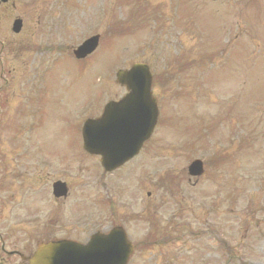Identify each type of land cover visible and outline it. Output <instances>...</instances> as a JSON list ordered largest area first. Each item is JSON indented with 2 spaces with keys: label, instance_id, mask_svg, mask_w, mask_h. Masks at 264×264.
I'll list each match as a JSON object with an SVG mask.
<instances>
[{
  "label": "rangeland",
  "instance_id": "1",
  "mask_svg": "<svg viewBox=\"0 0 264 264\" xmlns=\"http://www.w3.org/2000/svg\"><path fill=\"white\" fill-rule=\"evenodd\" d=\"M18 2L43 10L56 29L38 38L46 55L36 58L47 73L38 83L40 98L23 110L42 120L40 131L16 140L35 145L51 123L46 144L55 172L61 167L55 150L65 153L62 165L69 170L70 225L88 238L134 213L123 228L141 247L129 264H264V0ZM94 35L96 51L76 62L72 51ZM134 63L151 71L161 107L157 124L139 156L97 185L100 168L92 160L98 158H78L76 134L101 102L124 95L114 75ZM49 98L67 112L65 138L57 131L61 110L52 114ZM10 114L14 119V109ZM29 154L40 166L45 153ZM195 159L204 169L196 183L187 176ZM146 192L147 219L141 214Z\"/></svg>",
  "mask_w": 264,
  "mask_h": 264
},
{
  "label": "flooded vegetation",
  "instance_id": "2",
  "mask_svg": "<svg viewBox=\"0 0 264 264\" xmlns=\"http://www.w3.org/2000/svg\"><path fill=\"white\" fill-rule=\"evenodd\" d=\"M18 1L0 0V264H29V261L40 247L53 246L54 243L59 242L74 244L72 248L67 249V252L76 258L86 252L85 245L90 243L89 237L91 235L85 238L82 229L76 227V224L70 225L69 170L68 167L62 165L63 161H65L63 159L65 153H57L55 150L54 154L61 158L59 160L61 167L58 172H55L53 152L49 150L52 148L46 144L49 143L47 136L51 129V123L48 122L45 132L39 133L42 134L43 139H39V142L35 145H23L16 140L19 135H23L24 137L35 133L36 130L37 132L40 131L42 120L34 122L30 116L27 117L23 113V110H27V105L31 106L28 101L40 98L37 96L38 83L42 82L40 80L47 73L43 68L45 64L42 58H36L37 55L41 57L43 54L46 55V48L38 46V38L43 41L49 35L51 29H56L55 25L48 24L49 21L46 20L49 15H42L43 10L39 13L36 6H34V10H31L28 5L19 3ZM33 4H36V2L33 1ZM58 27L60 28L59 25ZM61 34H63V31H61ZM34 37L36 38L35 41H33ZM31 45L34 47V50L30 48ZM44 45L48 46L47 44ZM48 47L52 52V47ZM30 54L34 55L32 60H28ZM36 59L39 61H36ZM7 98L9 106L5 107ZM121 99H105L101 102L94 118L101 116L108 103L119 102ZM49 101V106L45 103L44 105L52 111V114L53 110L57 112L61 110L62 127L57 129V131L61 135V138H65L67 112L61 102L55 101L54 98H49ZM20 102H22V108L17 112L16 104ZM54 102L57 103L56 107L54 106ZM156 104L159 108L157 100ZM13 109L15 112L14 119L10 114ZM36 112L37 114H42L43 112L38 105ZM19 116H22V119L19 121L15 120ZM76 135L77 143H74V147L82 157L78 156V158L81 160H85V158L93 159L87 156L82 149L80 132L79 136L78 134ZM7 140L9 143L6 142ZM62 143H56L57 147H63ZM79 146L81 147V151ZM144 146L145 144L142 146L140 152L143 151ZM31 150L45 153L44 155L41 154L44 156V160L41 161L40 166L35 165V161L38 159L33 158V155L29 154ZM30 158L32 159V163L28 167H21L24 160L27 159L29 161ZM92 161L95 163V166H100L99 158L96 160L97 162ZM114 173H105L103 170L101 172L100 168L96 177L97 185L100 183L102 176H111ZM56 183L66 185L65 196L55 197L54 184ZM57 193H59L58 190ZM34 196L42 199V201L40 203L36 202L35 206L32 204L29 207L23 206V200ZM149 196L150 193L146 192L145 198L147 199L142 206L141 214L144 215L145 219L149 217L151 210L149 207ZM130 200L134 201L133 194ZM133 214L117 216L116 219L119 222L103 231L96 230L94 232L105 234L111 228L123 227L128 222V218H134ZM71 232H75L74 235L70 234ZM126 236L128 242L133 247V252L129 259L130 263L141 246H139L140 242H135L127 233ZM52 253L54 251H50L49 255L52 256Z\"/></svg>",
  "mask_w": 264,
  "mask_h": 264
},
{
  "label": "water",
  "instance_id": "3",
  "mask_svg": "<svg viewBox=\"0 0 264 264\" xmlns=\"http://www.w3.org/2000/svg\"><path fill=\"white\" fill-rule=\"evenodd\" d=\"M98 36L84 41L74 52L76 59L91 54L98 45ZM116 83L124 87L127 94L118 103L106 106L101 118L88 120L82 128L83 149L101 157L100 163L105 171L114 170L139 153L143 143L149 139L157 120V108L151 94L152 77L144 64H134L128 70H119ZM201 163L193 162L188 168L190 176H200ZM86 252L74 257L62 251V245H54V256L48 258L51 246L41 248L30 264H126L130 246L126 243L120 229L108 235L95 234Z\"/></svg>",
  "mask_w": 264,
  "mask_h": 264
}]
</instances>
